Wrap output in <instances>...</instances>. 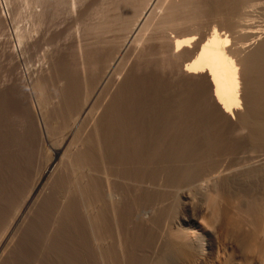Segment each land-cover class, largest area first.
<instances>
[{
  "label": "rangeland",
  "instance_id": "374dc122",
  "mask_svg": "<svg viewBox=\"0 0 264 264\" xmlns=\"http://www.w3.org/2000/svg\"><path fill=\"white\" fill-rule=\"evenodd\" d=\"M28 1H31V0H0V241L3 240L1 251H0V264H100V263L101 264H110V263H112V264H122V263L123 264H134V263L135 264H149L150 263L149 256H151L152 254L154 257L151 256L150 260H152V257H153V260L155 258L153 263L151 261V263L154 264V262H156V259H158V261H157L158 263L160 262V259L156 258V257H159V255H161V253H163V255H161L162 258L165 256L164 254H166V256H168L170 254V256H171V252L168 249H170L171 247L176 248L177 244H178L177 247L179 248V246H180V248H181V249H179L181 251V253H180V251H179V253H177L178 248H176L177 250L175 248H172V249H175L174 250L175 254L171 250L172 256H174V257L179 256V255L183 256L182 255V251H183L182 247L183 246L179 245L181 243H177V241L175 240V236L171 237L172 233H174V231H175L174 228H171V226H170V229L167 228L170 224L172 226L175 225L176 220L174 219V216L176 218L177 214L176 215H173V214L178 212V210L181 211V208H183L182 204L184 203V201H183L184 199L182 198V196H179V194L177 195V193L180 191V189H182L180 186H182L183 188H185V186L187 188L188 187L191 188L190 183L191 184L195 183V185H196V182L199 183V179H201L203 176H204L203 179H205V177L207 179V174H209V172H222V168L224 169L226 166H227L226 169L228 168V170L224 169L225 171H223V172H228L229 170L231 172L233 170H234V172H236L237 170L235 171V169H238L239 170L238 172H243V170H245L244 172H258V171L264 169V162H262V159L264 161V155H263V158L261 156L262 154H264V150H263L264 144H262L264 142V138H263L264 137V132H263L264 130L263 131L261 130L264 128V118H263L264 117L263 116L264 115V113H263L264 112V102L260 101V100H262L261 98H264V87H263L264 82H261V81H264V75L263 76L261 75L264 73V72H262V70H264V65H263V63H264V61H263L264 60V51H262V49L264 50V48H261L262 46H257V45L262 44V40L264 41V34L262 35L263 37H261L260 42L255 41V43H254L255 45L253 44L254 47L256 46L255 52L260 51L259 55H258V52L257 53L253 52L254 47H252L253 49L251 47L247 48V49H245L246 51L242 50L243 54H240V53H242L241 49H240V52L238 51L239 50L238 47L240 48V46H241L240 44L242 43L240 40L243 37L240 35H242L243 32L245 33L244 29H246V28L248 29V27H249V29H251L253 27L252 30H254V29L256 30L257 29L256 26H257L258 30H259V28H261V26H262L261 23L264 24V22H261L262 21L261 19H263V16H264V12L261 13L262 10H264V1L263 0H257L259 2V5H260V7H258L259 6L258 2L256 0H251L250 3H248V4H252L254 1L257 3H256V5L253 3V5L255 7H253V5L252 6L250 5V7H248L249 5L247 4L246 0H245V3H246L245 5H243L244 0H243V2H242V0H239V1H237V0H235V1H233V0L232 1L231 0H221L222 2L220 0H196V1L194 0L195 3L196 2H199V3L194 4V2L192 1L194 6L191 5L190 6L191 11H190V9H188V11H187V14H190V12H193V10H194L193 8H196V14H194V12L191 13L193 16L191 18L193 20L190 19V17L188 18L190 20H185V19H183V17H180L178 15L177 17H179L180 19L179 18H177L178 20L176 19L177 20V21H175L176 24H175V22L172 23V24L176 25L175 27H173V29L169 26L171 24H168L167 20H165L169 26L168 29L165 28L166 30H168V31H166V35L167 34L169 35L167 37L170 38V36H171V38L173 39L174 36L176 37V36H178V33H180V31L178 32V29L182 30V29L187 28L191 34H194V33L196 34V35H194L195 39L197 36L199 37V38L197 37V39L198 40L200 39V41H198L196 39V41H198V44H197L198 46L202 43V40H204V37H205L204 35L207 34L209 36L210 33H212L210 31L211 30L213 31V28L215 29V27H216L215 30L218 32V34L222 33L221 34L222 36H225V34H226V36H225L226 38L228 36L227 40H229V39L231 40L234 37V34L236 35L234 37L235 39L233 38V40H234L233 43H232V40L231 41L229 40L230 43L228 42V44H227V41H226V43L223 42L222 44L223 45H225V44L226 45H229V44L232 45L233 44L234 48L231 47L233 50L229 51V52H231L230 55L227 52L228 55L233 59V57L235 58V54L239 53V56L236 55V58L239 57L241 59L243 57V59H241L239 61L243 62V60H245L243 62V65L245 63H246V66L248 65V63L250 65V66L249 65L247 66L248 69H244V70H246V72L243 71V76L245 75L244 79L247 80V81H245L244 92L246 91L245 92L246 94H244V96L245 95L247 96V94H249V95L247 97L245 96L246 97L245 101L248 105V108H246L247 105H245L246 107L245 108L243 107V109H241L242 112H244V113L246 110V113L241 114V111H240V114H239V115H242V117L240 116L239 118H237L239 115L235 116V118L233 119V122H232V120L230 119L231 117L225 115L222 111L220 112L221 109L219 108L217 103H215V101H212L213 99L211 97L210 89L208 90L209 82H207V78L205 76H204V79H206V80H204L202 78L203 75H197V76H199V77L196 76V78H198V79H196V78H190L189 79L187 77H182L179 75L180 79H178V75H176L177 73H175V70H174L176 67L175 63L169 62L170 64H168L167 63L168 61H166V64H165V62L162 63L163 59L160 60L161 57H159V55H156V53H157L156 48L151 45L152 46L151 49L154 48L156 51H154V49H152L150 51V53L147 52L148 54H146V55L143 54L142 56L137 57V58H140V60L134 56L136 58V60H138L137 62H139V63L136 62V60L133 56L130 57L131 59L129 57H126V59L128 58L127 61L132 60L131 61L132 64L129 63L130 61L127 62L128 66L124 65V63H123V65L125 66L124 69H126V70L123 71V66H122V69L120 72L121 76L117 74L120 70L119 69L117 70L115 76L117 77V75H118L119 78H121V81L119 79V82L118 81L116 83L113 82V84H114L113 89H112L113 84L111 85L112 81L111 82L109 81L107 83V88H105V90H103V92L101 93V95L97 99L98 101L96 102L92 113L88 116H85V118L82 119L79 124H77L76 126H73L72 128L70 127V124H72V123H69V122H71V118L74 116L73 114H75V112L78 111L77 109L83 103L86 96H88L90 94L91 90H93L92 87H94L95 81H97V79L100 76L99 74L101 73L100 68H102V63H104L106 60L105 59L106 55H107V51L105 50L106 47H105V49L103 48L104 46H106L104 44L105 42L103 43L104 46H102L103 45L102 44V38H104V36H106V35H104L101 38L96 37V36L94 38L93 31H91V30H90L91 32L89 31V29H90L89 26H90L91 20L96 19L95 17L93 18L92 12L97 7L95 5L98 4L101 0L95 1L96 2L95 5L93 4L94 0H88V1H86L87 3L84 2V5L82 4L83 5L82 9H80L81 8L80 7L79 10H77L75 12L72 11V14L74 15L73 17L71 15V12L68 11L67 7L65 8V6H64V8H62L61 6H59L57 8L61 7V10L66 9L64 12L67 11L66 12L67 15L64 12H63L64 13L63 14L60 9L56 10V11H58V13L60 11V15H57L58 13L55 15L54 14V13H56V12H54L55 10L54 11L52 10L54 8H52V9L50 8L49 10H51L52 12L50 11V13H48L49 12V10H48L46 12V14H45L46 16H44V18L45 17L47 18V16H49V14H52V15L54 14L55 18L52 15H50L47 19L42 18L41 19L42 21H40V23L41 22H44V23H42L41 25H40V23H36V22L33 23L34 20H29L27 18V12H28L27 10H29V9L26 5H27ZM92 1H93V3H92ZM171 1L172 0H161L162 3L158 1L159 6L157 5V9L155 8V11L157 10L155 16H153L154 14L151 15V17L153 19H155V24L158 25L159 22L156 23V21H160V19H161L160 17L161 16L163 17L164 15H166V13H167L166 10H168L169 5H171V4H169V2H171ZM260 1H262L261 3L263 4V6L261 5ZM172 2L180 3V0L179 1L175 0ZM230 2H232V3H230ZM233 2L237 3V6H236L237 8L234 7L235 4H233ZM241 2L243 3L242 5H243L244 9H245V7H247L246 8L247 9L246 10L247 15L244 12L245 10L243 11V7H241L242 6ZM248 2H249V0H248ZM229 3H230V5L232 4V6L233 5L234 6L233 7L228 6ZM92 4L95 6V8ZM196 5L200 7L199 8L200 12L197 10L198 7ZM239 5H240V7H239ZM166 6H167V9H166ZM256 6H257V9H256ZM84 7L85 8L87 7V8L84 10ZM230 7H232L233 9ZM252 7H253L252 12H249L250 13L249 14L248 11L251 10ZM254 8L256 11L254 10ZM55 9H56V7H55ZM83 10H84V12H83ZM253 10L256 13L260 12L259 17L262 16L260 18V20H259V17H256L254 19L253 16L254 15L258 16V15L252 14V13H254ZM78 11L82 12L83 14L78 12ZM218 11H219V13H218ZM235 11L237 14L239 13L238 14L239 18H241V17H243V18L238 19ZM69 12H70L69 15H71V16L68 15ZM184 12H185V10H184ZM197 12H199V14ZM47 13H48V15H47ZM74 13H76V14H74ZM78 13H80V15ZM182 14H185V13H182ZM242 14H243V16H242ZM76 15L79 17L76 18ZM194 15H195V17L197 15H199V16H197L196 17L197 19H196L194 17ZM249 15L255 21L249 20V17H248ZM56 16H58V17H56ZM157 16H158V20H156ZM244 16L246 18H244ZM226 18L228 19V21L225 20ZM247 18H248V20H247ZM257 18H258V22L260 21V23H259L260 26H259V24L257 25V23H258L256 20ZM153 19H151V20H153ZM234 19L235 20L238 19L239 21L237 20L238 22L237 21L235 22ZM244 19H246L245 21H249V22H246L247 24L245 25V27L247 25H249L250 22L252 24L255 22L256 24L255 23L253 25L251 24L252 27L247 26L245 28V27H243L245 23L242 22ZM179 20H181V21H179ZM224 20H225V22L226 21L228 22V24L225 23L226 26L224 24ZM165 21H162V22L165 23ZM178 21H179V23H178ZM184 21H187V22L184 23ZM263 21H264V19H263ZM232 22L234 24L236 23L237 26H235V25L232 26ZM239 22H241L243 24L242 25L240 23L239 24V26L241 25L240 27L238 26ZM36 24L38 27L34 26ZM152 25H153V23H152ZM189 25H191V26H189ZM227 25H229L231 28L228 27ZM27 26H29V27H27ZM153 26H150V27H153ZM156 26H154V27L156 28ZM161 26L163 28V25H161ZM183 26H185V28ZM254 26H255V28H254ZM33 27H35L34 29H36V30L32 29ZM154 27L151 28L152 31H151V29L150 30L148 29V30L150 32H153V31L155 33L158 32V31H155L156 29ZM157 27H158L157 30H159V32H161L160 30L162 28L159 26H157ZM234 27H237L234 30V32L237 31V33L232 32V34H231V31H233L231 29H234ZM241 28H243L242 30H244V31H242ZM153 29H155V30H153ZM165 29H162V31L165 32ZM176 29H177V31H176ZM187 29L182 30L181 33L185 32L186 34H190L187 31ZM148 30H146V31L148 32ZM261 30H263V28H261ZM191 31L192 32L194 31V32L192 33ZM239 31L240 32L242 31V32L240 35H237L238 33H240ZM18 32L21 34L23 32L24 33L22 34V36L19 37ZM204 32H206V34ZM175 33L177 35H175ZM185 33H182V34H185ZM202 33H204V34H202ZM172 34H174L173 37H172ZM182 34L181 35L179 34L178 37L183 36ZM200 34H202L203 36ZM207 35H206V37H208ZM23 36L24 37L26 36V37L24 38ZM201 36H202V39H201ZM238 36H240L239 39H238ZM79 37L82 40H83V38H87V42H89L90 48L87 47V48H85V50H87V49L91 50V48H92V50L90 51V54L93 52V54H92L93 56L90 55L89 53H87V51H86V53H87L86 55H90V56H86V59L88 57L87 61L90 62V64H88V65H91V66H88L89 67V73L90 72L92 73V75H91V73L87 74V75H88V77L90 76L91 78H87V76L84 78V76L81 74L82 71H80L81 69L79 68V64H77L79 62V59H78L79 55H78L76 45L78 43ZM18 38L20 41L18 40ZM77 38H78V40H76ZM96 38H98V39H96ZM236 38L238 39V43H240V42L241 43L240 44L235 43V44H238L240 46L236 45L238 50L236 49V51L234 52L235 54L231 56L234 49L236 48L234 45ZM100 39H101V41H100ZM97 40L101 45L98 44ZM242 41L244 42V43H242L243 44L242 46H244V44H247L248 42H250L247 40H246L247 42H245V37ZM258 43H260V44H258ZM87 44H86V46H87ZM96 44H98V45L95 46ZM190 45L192 47L193 44H190ZM189 48L190 47H188V49ZM226 48H227V46H226ZM228 48H230V46H228ZM102 49H104V50H102ZM248 49L251 51V52L249 51L251 53V54L249 53V56H250L249 58L247 56L248 53L246 54V52H248ZM257 49H259V50H257ZM148 51H149V49H148ZM152 51H154L153 54H151ZM261 51H262V53H261ZM96 52H97V55H96ZM103 52H105L106 54L105 53L103 54ZM149 55L150 56L153 55V56H151V58H150ZM243 55L247 56V58L249 59L250 62H248L246 60L247 58H245V56H243ZM262 55H263V57L261 58ZM144 56H148V57H146V59H150V60H148V62H146L147 61L146 59L142 60V58H145ZM90 57H94V58L93 59L91 58V60H89ZM251 57H252V59H251ZM253 58H255V59H253ZM260 58H261L262 62L260 61ZM77 59H78V61H77ZM101 59H103V60H101ZM126 59H125V64H126ZM235 59H233L234 62H237L238 60L236 59L237 61H235ZM134 60H135V62H134ZM133 62H134V64H133ZM252 62H256L253 67L258 66L257 68L255 67L256 68L255 70H254V68H252V65H253ZM259 62H260V64L262 63V65H261L262 68H261V66H259ZM92 63H93V65H92ZM171 63L175 67L171 70L170 69L168 70L167 68L172 66ZM94 64L95 65L98 64L97 66H99V65H101V66H99L100 68H97V66L93 67ZM256 64H258V65H256ZM166 65H167V67L165 68V70H163V68ZM168 65H169V67H168ZM162 66H164V67H162ZM90 67H93V69L95 68L94 69L95 72H93V69H91V71H90ZM243 67L247 68L245 66H243ZM96 70H100V71L96 72ZM248 70L250 72H251V70H253V72L249 73ZM169 71L174 72L175 75L172 73L173 75L171 76V73L170 74L168 73ZM253 73H254V75H253ZM38 74H40V75H38ZM94 74H95V76H94ZM122 74H123V76H122ZM247 74H249V75H247ZM250 74L253 75V78H252V75H250ZM37 75H38V77H37ZM173 76H176V79H174L175 77L173 78ZM248 76H250V79L251 78L255 79L254 76H256V79L254 81L251 79L253 82L252 83L250 82L249 85L246 84V83H249V81H251ZM259 78H261L262 80ZM35 80H37V86H36ZM179 80H180V82H179ZM189 80H191V81L189 82ZM149 81H151V82H149ZM194 81H195V83L197 82V84H195ZM30 82H31V85L35 83L34 85L36 87L34 85L30 86ZM254 82H255V85L253 84ZM174 83H175V85H174ZM206 83L208 84L207 86L204 85ZM115 84H117V85H115ZM258 84H259V86H258ZM246 85H247V87H246ZM251 85H252V87L248 88V86H251ZM205 86H206V88H205ZM108 88H109V90H108ZM178 88H179V90H178ZM262 88H263V93H261V96H263V97H259L258 95L260 94L259 92L262 91ZM174 89H176V90H174ZM251 89H253L255 92L253 90H252L253 92H251L250 91ZM256 89H258V90L260 89L259 92L256 91ZM32 90H33V92H32ZM35 90L36 91L39 90V93H38V91L36 92ZM249 91L251 92V95L253 93L252 97H251ZM206 92H208V93H206ZM189 94H190V96H189ZM254 95L255 96L257 95L258 97L257 96L255 97ZM249 96L251 97L250 99H249ZM256 98H258V99H256ZM248 102H250V104ZM251 102L254 103L255 105H253ZM170 105H171V107H170ZM249 105L251 106V108ZM255 106H257L258 108ZM252 107L256 111L255 110L253 111ZM150 108H151V110H150ZM250 112H254L253 116H251L252 113H250ZM255 112H257L258 114ZM172 117H174V118H172ZM257 117L258 118L261 117V118L258 119ZM69 119H70V121H69ZM227 120H229L230 122ZM234 120H237L238 122H236ZM243 120L244 121L246 120L245 125H242V124H244V123H242ZM248 121H250V122L248 123ZM231 123H234V124H231ZM44 124H46V126ZM246 124H247V126H246ZM248 124H250V126H248ZM252 125L256 126V128H255L256 130L254 129V127ZM245 126H246V129H244ZM251 127H253V128H251ZM249 128H250V130H249ZM65 131L66 132L71 131V133L73 134L72 135L73 139H70L69 142L63 141V137L65 135L64 133H66ZM56 148L60 149L59 155L62 156V159L64 161V163L62 164L63 167H60L59 169H57L58 170L57 172L51 174L50 177H48L46 179V181H45L44 185L41 187V189L39 191H37L32 196L31 199L26 201L27 198L30 196V193H31L32 187L34 185V182L36 180V177L39 175V173H41V170H43V168L45 167L47 161L49 160L52 152H54V149H56ZM261 152H262V154H261ZM257 153H258V155H257ZM259 154H261V155H259ZM249 155H254L255 156L254 159H256V160H258L257 158H259L261 156V162H262L261 165L259 164L260 158L257 161V163L259 162L258 165H256L257 163L255 164L256 161L254 159H252V158L250 159V161L251 160L254 161L253 163L250 162L249 159H247L248 157L250 158ZM256 156H259V157L256 158ZM246 160H248L249 162L248 161L246 162ZM69 161H70V163H69ZM244 161H245V163H248V164H245ZM71 162H73V164H71ZM242 164H243V167H245L246 165H250V167L248 168L246 166L243 169L240 166ZM219 165L222 168H219L220 167ZM251 167L254 170L251 169ZM73 168H74V170H73ZM247 168H248V171H247ZM217 169H219V170L221 169V170L219 171ZM231 169H233V170H231ZM105 172H108V173L112 172V174L111 175L108 174V176L109 175L115 176L112 179V181H113V184L111 186L112 190L115 189L114 187L117 186L116 184H119L121 182L123 183V184H120L121 187H119L120 185L118 186L119 187L118 191L116 189L114 192L117 195L115 197L116 202L114 201V199L111 200L109 198V195L107 196V194H108L107 193L108 192L107 191V185L104 182L105 178L103 179V177L105 176V174H104ZM206 172H208V173L206 174ZM263 172H264V170H263ZM200 173H202V174L205 173V174L202 176V174L200 175ZM119 174L121 176L120 178H122L123 180L118 177ZM121 174H123V175H121ZM192 175L193 176L197 175V179H195L196 176L193 178ZM198 175L200 177H198ZM246 175L247 174L243 175L242 176L243 178L240 177V178H242L241 179L242 183L239 182L240 184L237 182L238 181L237 179H239V177L238 178L234 177V179H232L233 182L229 181L228 184L230 186L227 185V183H225V182H221V181L219 182L221 184L219 187H221L223 185L224 186L222 188L218 187V190L221 189L219 191L224 190L227 192L228 189H226V187H228L230 194H232V192L234 193V195H233L234 197L229 195L228 192L225 193L223 191L222 193H223L224 198L223 199H222V197L219 198V199H222L221 208H220L221 201L217 200V202L218 201L220 202V203H217L219 205V208L220 209L223 208V209L217 210V211H223L224 212L223 215H224L225 212H227V214L230 212V211L228 212V210H233V208H236L234 205L238 204V202H239L238 201L239 199L236 200V195H237V198L240 197V195L237 192L238 190H239V193L244 192V190H245V192L247 191L246 195H245V193H242V194H244L245 198H244V196L241 195L244 198V200H243V198H240V199H242L243 204H245L246 203L245 200H247V203L249 202L248 209L251 208L250 207L251 206L250 200L252 197L250 199H248L251 196L250 193L252 191V195H253V194L257 193L256 190L260 191L262 188V186L260 187V185L263 183L264 180L257 181L255 179H252L253 177L250 178L249 176H248V178H250V179L243 180V179L247 178ZM89 176L91 179L89 178ZM115 178H117L116 179L117 181L114 180ZM135 179H136V181H134ZM139 179H140V181H139ZM194 179H195V181H194ZM225 179L226 178H224V180L223 179L222 180L225 181ZM86 180H88V181H86ZM120 180H121V182H120ZM128 180H129V182H128ZM235 180H237V181H235ZM250 180L251 181L253 180L252 181L253 185H252V182ZM90 181H91V184H90ZM125 181H127L126 182L127 185L125 184ZM171 181H173L172 184H171ZM189 181H192V182L187 184ZM200 181H201L200 185L203 183L202 185L205 184V186H206L207 181H205V183H204V180H202V179ZM94 182H96V183H94ZM147 182H149L150 184ZM161 182L165 187L162 186ZM246 182H249V183L246 184ZM88 183H89V186H87ZM198 183H197V185L199 187L200 185ZM231 183L234 185H231ZM256 183L258 185L259 184L260 185L257 186ZM128 184H129V186H128ZM145 184H147V186ZM242 184H244V187ZM254 184L260 189H258L256 187L257 189L255 188L256 189L255 190ZM153 185H155L156 187L153 188ZM157 185L160 186L161 188L157 187ZM167 185H169L170 187H167ZM171 185L173 187H171ZM183 185H185V186H183ZM245 185H247V186H245ZM149 186L150 187L152 186V188H150ZM250 186H252V187H250ZM263 186H264V183H263ZM144 187H145V189H144ZM163 187L165 188L164 191L160 192V190H163L162 189ZM194 187H196V186L193 185L192 188L194 189ZM198 187H197V189H198ZM241 187L244 189L243 191H241L242 190ZM157 188L158 189L160 188V190H156ZM166 188H169V189L166 190ZM190 188L187 189V190H189L188 191L189 194L191 193V191L193 192L196 189L195 188L194 190L193 189L190 190ZM215 188L217 190V187H215ZM231 188H234L235 190H230ZM247 188H249V189L252 188V189H254L255 192L253 190L248 191ZM86 189H89L91 192H89ZM122 189L124 191H122ZM134 189H135V191H134ZM146 189H149V190H146ZM152 189H153V191H152ZM154 189H155V192L157 191L156 193L154 192ZM178 189H179V191H178ZM213 189L214 188L211 189L210 186H209V188L206 187V190L208 191V193H209V190L212 191ZM130 190L132 192H130ZM143 190H145V191L143 192ZM120 191H122V192H120ZM136 191H137V193H136ZM148 191H150L151 193L150 192L148 193ZM165 191H167L166 192L167 194L169 193L167 196V200H164V198H163V197H165V199H166L167 194L164 193ZM88 192L91 194H89ZM195 192H198V190ZM262 192L264 193V189ZM117 193L121 194L122 196L118 195ZM122 193L125 194L124 195L125 197L128 196L127 200H126V198H124V200H123V202L126 201L127 204H125L126 202H124V203L121 202V200L123 198ZM133 193H135V194H133ZM158 193H159V195H160V193H161V195L162 194H164V195L163 196L160 195V198H159ZM211 193L213 195L208 196V198H210V197L212 198L213 196H216L217 194H219V192H218L216 195H214L213 191ZM195 194L196 193L193 192V194L192 195L190 194L191 196L190 195L189 196L192 197L193 199H194L193 196H195L197 198V195H195ZM197 194L199 196L200 193L198 192ZM227 194L229 195V198H225L227 196ZM257 194H259V192ZM92 196L94 197V199ZM119 196L121 199L118 198ZM176 196L178 198L180 197L181 201H183V202H181V201L177 202V200H180L178 198L176 199V202L175 201L173 202V200H175L174 197H176ZM202 196H203V198H202ZM220 196H221V194H220ZM246 196H248L247 199H246ZM104 197H105V199H103ZM107 197L113 202V203L111 202V205L112 204H113V206L116 205L115 206L116 208H114L113 206H110V204H107L109 201V199ZM131 197L133 200L131 199ZM169 197L172 198L173 200L169 199ZM217 197L218 196H216V199H217ZM232 197L235 198L234 201L232 200ZM253 197H254V195H253ZM116 198L120 199V202H118V200ZM134 198H136V199H134ZM192 198H191V200L193 201ZM196 198H195V200L198 201V199H196ZM206 198H207V195L206 196L201 195V197L199 198V201H200V199L202 201L198 202V203H200L198 205V207L200 205H201L200 207H202V206L205 207V205L208 204L207 203L208 198H207V201H206ZM211 198H210V200H211ZM155 199H156V201H155ZM225 199H227V200H225ZM230 199L233 202H230ZM91 200H92V203H90ZM168 200H170L173 203V205H172V203H169L170 201H168ZM203 200L206 201L205 202L206 204L204 203ZM215 200L212 199L211 201L214 202ZM223 200H225L226 202L232 203V205L235 203V201H237V203H235L233 205L234 206L233 207L232 205H229V203L223 202ZM161 201L163 202V204H162V206L160 205V208H159V204L162 203ZM196 201H193L195 203L194 204L195 206H197ZM211 201L209 203H211ZM25 202H27V203H25ZM103 202H104V204L106 203L107 205L106 204L104 205ZM114 202H115V204H114ZM128 202H131L132 205L129 204ZM134 202H135V204H134ZM157 202L158 203L160 202V203L157 204ZM179 202H181L180 205H182V206L178 205ZM88 203H90L92 208H90V205ZM94 203H95V205H94ZM116 203H118L122 206L123 212L121 209L119 211V213L120 212L122 213L121 215H119V213H116V211H117L116 209H118L117 208L118 204H116ZM122 203L125 205V207H126V205H128V206L130 205L131 207L134 206L133 209L137 208V206H138V208H137L138 211H135V209L133 210L130 207H129V209L127 207L125 208ZM144 203H146V204H144ZM202 203L205 205H202ZM212 203H211V207H212ZM224 203H225L226 207H225ZM87 204H88V206H87ZM142 204L145 206L147 205L146 206L147 208L146 207L142 208V207H144ZM154 204H156V207L154 206ZM168 204L170 207L168 206ZM217 204L214 203L213 205L216 206ZM103 205L107 208L105 209V207ZM120 205L118 207H120ZM140 205H142V206H140ZM175 205H176V208H174ZM101 206L104 207L103 211H102V208L100 209ZM151 206H152V208H151L152 210L150 209ZM163 206L167 207L168 211H166V209H164L165 207L162 208ZM179 206H180V208L178 209ZM215 206H213L214 208H212L214 213H216L214 209L215 208L218 209V207H215ZM139 207H140V209H139ZM172 207L174 210L172 209ZM244 207H246V206H244ZM244 207L241 208L242 209L241 212L245 211L244 209H246V208H244ZM89 208L92 210L95 208L94 209L95 212L94 211L92 212V210L87 211ZM110 208L111 209L114 208V210L112 209L113 211H110ZM158 208L159 209L162 208L161 210H165V214L163 211H161V212H163L161 214H164L165 216L161 215L159 213L160 210H158ZM125 209L126 210L128 209L129 211L128 210L126 211ZM207 209H211V208L207 207ZM107 210L110 211V213H108ZM130 210H133V212L132 211L130 212ZM236 210L237 209H234V211H231L229 214L234 215L233 217L236 218L238 216V215L236 216V214L234 213ZM97 211L99 212V214L97 213ZM105 211L107 213V214L105 213L106 215H110V214L112 215L111 212H114L115 214H117V215H115V217L118 215L120 217L123 216L124 212L128 213V214L127 215L124 214L126 216L122 217V219H121V220H123L122 223H120V221H118L117 218H114L113 216L111 217V215H110V217L106 216V217H109L111 219L113 218L112 219L114 222L113 223L112 220L104 217L105 215L101 213V212L104 213ZM144 211H146V212H144ZM150 211L152 213H150ZM155 211H156V213L154 214ZM182 211H184V210L182 209ZM238 211H240V210H238ZM238 211H236L237 214L240 213ZM248 211H250L251 214L253 213L251 211V209ZM89 212L92 215L91 217H90ZM168 212L173 213L172 215L169 213V215H171V218L173 216V219L175 220L174 223H172L173 221H170L171 223L169 224V221L167 219L171 220V218L168 215ZM186 212L187 211H184V213H186ZM195 212H197V209ZM243 212H242V214H243ZM250 212L247 213V210H246L247 214H249ZM131 213H132V215H131ZM142 213H143V215H142ZM144 213H148V214H144ZM182 213L183 212H178V215L182 214ZM187 213H190V212H187ZM246 213H244L246 215V218L243 217L244 214L243 215L240 214L242 216H240V215L239 216L241 217L242 220L244 219L243 221H245V219L247 221L251 220L252 226H251V223L247 224L246 221L243 223V224H245V226H247V225L251 226V228H250V226L247 227V228H250L249 231L245 230V233L247 235L249 233V235H250V233L253 232V230L256 228V224L259 220V216L256 215L254 218L249 219L250 216L248 215L249 216V218H248ZM100 214H102V216H103L102 222L106 223V224L104 223V226H103V223L100 221V220H102L101 219L102 216L100 217ZM159 214H160V217L164 216L165 219L167 218L166 219L167 221L163 218L158 217ZM253 214L251 215L252 217L255 215V214L254 215ZM87 215H89V217L91 219L93 218V220L97 217L96 221L97 222L100 221L102 223V226H103L102 230L106 229L107 231L105 230V232L104 231L97 232L99 229L101 230L102 227L99 228V224H96V221H93L89 218H86V217H88ZM144 215L149 216V219H148V217L146 218ZM156 215H158V216H156ZM217 215H218V220H217V222H218L220 220V216H219L220 214H217ZM134 216H137V217H134ZM166 216H168V217H166ZM198 216H200V217H198ZM221 216H222V214H221ZM228 216L229 215H227V217ZM130 217H132V218H130ZM139 217H140V219L143 220L144 224L142 222H141V224H139L140 223V220L138 219ZM156 217L158 220H155ZM201 217H204L203 214H199V215L197 214V219L199 218L198 220H201L200 219ZM222 217H221V219H222ZM224 217H225V215H224ZM224 217L222 220L224 221V219H225V221L224 222L221 221V222L227 223V220H226L227 217L226 218H224ZM230 217H229V222H228L229 226L227 224V226L229 227V228H227V229H229V230H227L228 236H229V234H232V233H230L231 229H232L233 234L234 235L236 234L235 236H237V238H235V236L230 235L231 239L234 237L235 239L238 240V242H240L239 240H242V239H240L239 237L242 238L243 237L242 235L244 232L242 233V231H241L240 235H239V232H237V233H234V232L240 231V229L242 227L239 226V227H241V228H239L237 225H239L242 220L237 219L238 218L237 217L236 221L238 222V220H239V222H238V224H236L235 218H233L235 223L233 225H231L233 223V220ZM104 218H106V221L104 220ZM126 218H127V222L125 221ZM145 218L148 219L153 224L148 222V220H146ZM150 218H151V220H150ZM159 218L161 219L160 222H159V220H160ZM255 218H257L258 220L255 221L256 224L255 223L253 224ZM87 219H89V221ZM128 219H130V221H131V219H133L131 223H134V225L133 224L131 225V223ZM213 219H216V217ZM84 220L87 221L86 223L89 224V227L93 226L94 228L93 227L86 228L88 225L85 224ZM109 220L111 221V223H113V226L109 222ZM202 220L205 221L203 218H202ZM260 220H261V216H260ZM134 221H136V223ZM145 221L148 222L147 224H148V226L150 225L149 227L145 226V223H146ZM156 221H158V222H156ZM90 222L97 225L98 227L96 226V228H95V225L91 224ZM125 222H126V226H125ZM248 222H250V221H248ZM101 223H100V225H101ZM117 223H120V224L124 223L121 226L122 227L125 226L127 229L125 227H124L125 229L121 228L120 224H117ZM127 223H129V224H127ZM161 223H167L168 226H167V224H165V225L162 224V226H161ZM90 224H91V226H90ZM109 224H111V225L108 226ZM142 224H143V226H141V227H143L144 229L140 228L138 226V225H142ZM105 225H107L108 228L107 227L104 228ZM135 225L138 227L136 228ZM152 225H156V227L152 226ZM230 225L232 226V228H230L231 227ZM117 226H119V228L121 230L120 231L121 234H124V233L126 234L125 236L124 235L122 236L120 234L121 238L123 237V239H124V240L120 239V240L124 241V243H123V241L121 243L123 249H120V250H118V248L121 247V246H118V244H117L118 242L114 243L117 245V246L115 245L116 246L115 247V246H113L114 245L112 243L113 241L111 242V240H110L112 237L111 235L115 236ZM245 226H243V227H245ZM150 227H153V228L155 227V230L152 228H151L152 231L149 230ZM158 227H159V230H156V229H158ZM236 227H238L237 229H239V230H237ZM97 228H99V229H97ZM110 228H111V230L113 229V231H115V232L112 231L113 234L110 233L111 235L106 233L108 231L111 232ZM146 228L148 230H146ZM245 228H243V229H245ZM160 229L162 230L163 233L161 232ZM251 229H252V231H251ZM88 230H89L90 235L86 233ZM90 230H95L97 232L96 235L98 233H100L98 235V237H99L98 238L95 235V232L92 231L93 237L96 236V243L93 245H92V243H93L92 240H94V239L91 240V238H92L91 233L92 232ZM168 230H172V232L170 231L171 235H169V232H168V235L170 237L166 236V238H164V235H162V237L164 239L163 238L161 239V235H160L159 236L160 239H158L159 237H157V235H156V234H158L157 232H159V234L160 233L167 234L166 231H168ZM255 230H254V232H255ZM148 231L152 232V234H150L151 232H149V236H147ZM164 231H165V233H164ZM139 233H140V235H139ZM105 234L108 237H104V236H106ZM127 234L128 235L131 234L132 236L130 235L129 237H127L128 236ZM252 234L254 235V233H252ZM88 235L90 236V238ZM109 235H110V237H109ZM116 235H117V233H116ZM173 235H176V234L174 233ZM247 235H246V237H247ZM249 235L247 237V242H246V240H244L245 237H243L244 242H242L243 241L242 240L240 242L242 244H240L239 247L235 246L236 248L238 247V250L243 252V253H245L246 250L249 251V248L251 246L250 245L252 243L251 237H253V236L250 235L251 237H249ZM126 237H127V239H126ZM149 237H150V239L152 237H153L152 239L157 237V240L158 241L160 240V243L157 240H155L156 242H154L152 239H151L152 242L148 243ZM101 238H103L104 240H106L107 238L108 239L106 241H102L103 242L102 243L101 240H103V239H101ZM114 238H112V240ZM167 238L169 239V241ZM171 238H173L174 240H171ZM88 239H90V240H88ZM144 239H145V241H144ZM116 240H114V242ZM89 241L92 243H89ZM161 241H162V243H161ZM173 241H176L177 244ZM235 241H233V242L235 243ZM105 242H107V245L108 244L110 245V243L112 245H110V246L108 245V246L104 247V245H106V244H104ZM172 242L176 245L171 244ZM135 243H136V245H135ZM154 243L155 244L159 243V245L155 246V245H153ZM169 243H170V245H168ZM101 244H104V245L102 246ZM124 244H125V247H124ZM126 245H128V248H126L127 247ZM90 246H91V248H90ZM93 246L94 247L96 246V247L94 248ZM241 246H243V247H241ZM101 247H102V250L101 249L98 250ZM114 247H115L116 251H113ZM155 247H157V248H155ZM153 248H155V249H153ZM161 248L163 249V251L159 250ZM164 248H166V251ZM91 249H93V250H91ZM111 249H113V250H111ZM240 249H244V250L242 251ZM94 250H95V252H94ZM153 250H156V251H153ZM106 251H109V252H106ZM150 251L151 252L153 251V253L150 254ZM158 251H159V253L155 254V252H158ZM165 252H167V253H165ZM168 252H169V254H168ZM105 253H106V256L103 257L102 254L105 255ZM108 253H110V254L112 253L113 255L116 253L117 258L120 256L119 254L121 253V257H119L117 259L113 255L109 254L110 255L109 256ZM137 253H139V255ZM116 254H115V256H116ZM122 254L123 255L128 254L129 259L127 258V255H125L123 258ZM132 254H134V255H132ZM176 254H178V255H176ZM98 255H99V258L97 257ZM135 255H137V256H135ZM134 256L137 258H135ZM166 256L164 258H166ZM170 256H168V257H170ZM172 256H171V258H172ZM113 258L115 261H113ZM125 258L128 261H130L131 258H132V260L134 259V263L131 261H130L131 263L128 262ZM179 259L182 260L183 257H180ZM179 259H178V261H180ZM118 260H120V261L123 260V262L122 261L120 262ZM163 260L161 259V263L163 262L164 264H169V263L176 264V262H174V260L176 261L177 258L176 259L173 258L172 260L167 258L168 263L165 262L166 259H163ZM169 260H171V261L169 262ZM125 261H127V263Z\"/></svg>",
  "mask_w": 264,
  "mask_h": 264
},
{
  "label": "bare ground",
  "instance_id": "6f19581e",
  "mask_svg": "<svg viewBox=\"0 0 264 264\" xmlns=\"http://www.w3.org/2000/svg\"><path fill=\"white\" fill-rule=\"evenodd\" d=\"M86 1H88V0H31V1H28L27 2V7H28V9L29 10H27L28 12H27V18L29 19V20H34V22L33 23H40V21H42L41 19L43 18V19H45L44 18V16H46L45 14H46V12L51 8H54V9H52L54 12H56V13H54L55 15L58 13V11H56V10H61V7L62 8H64V6H65V8L67 7V9H68V11H70L71 12V15H72V17L74 16L73 14H72V11L73 12H75V11H77V10H79V8L80 9H82V6L84 5V2L85 3H87ZM95 1H97V0H94V3H93V1H92V3L95 5ZM99 1V0H98ZM158 1L159 2H161V0H101L98 4H96L95 6H97L96 8H95V6H94V10H93V18L95 17L96 19H93V20H91V23H90V29H89V31L91 30V31H93V36H94V38H95V36L96 37H99V38H101V37H103L104 35H106V36H104V38H102V44L104 43L106 46H104V44L102 45V46H104L103 48L105 49V47H106V51H107V55H106V60H105V62L104 63H102V68H100L99 66H101V65H99V66H97V65H95L94 64V66L93 67H95V66H97V68H100L101 69V73L98 75L99 76V78L97 79V81H95V83H94V87H92L93 88V90H91V92H90V94L88 95V96H86V98H85V100L83 101V103L79 106V108L77 109L78 111L77 112H75V114H73L74 116L71 118V122H69V123H72V124H70V127L72 128L73 126H76L77 124H79L80 122H81V120L82 119H84L85 118V116H88V115H90L91 113H92V111H93V109H94V107H95V104H96V102L98 101L97 99L99 98V96L101 95V93L103 92V90H105V88H107V83L110 81H112V83H111V85L113 84V82H119V79H120V81H121V78H119V76L118 75H120L121 76V69H122V66H123V71L124 70H126V69H124V65H127V62H129V61H127L128 60V58L126 59V57H139V56H142L143 54H148L147 52H149L150 53V51L152 50V49H154V48H152L151 49V47L152 46H154L155 48H156V50H157V53H156V55H159V57H161L160 58V60H162V63H164L165 62V64H166V61H168L167 63L168 64H170L169 62H174L175 63V66L171 63V65L173 66H171V67H169V65H168V67L169 68H167L168 70L170 69H173L174 67H175V73H177L176 75H178V79H180L179 78V75L180 76H182V77H187V78H196V76L197 75H203L202 76V78L204 79V76L207 78V82H209V88H208V90L210 89V93H211V97H212V101H215V103H217V105L219 106V108L221 109L220 110V112L222 111L225 115H227V116H229V117H231L230 119L232 120V122H233V119L235 118V116H238L239 114H240V111H241V114L242 113H244V112H242V110L241 109H243V107L245 108L246 106L245 105H247V103H246V101H245V99H246V97L249 95V94H247V96L245 97L244 96V94H246L245 92H244V88H245V81H247V80H245L244 79V77H245V75L243 76V71L244 72H246V70H244V69H248V65H249V63L248 62H250L249 61V53L251 52L249 49H248V52H246V54L248 53V58H247V56H245V55H243V56H245V58H247L246 60L248 61L247 63H248V65L246 66V63L243 65V62L245 61V60H243V62L242 61H239V60H241V59H243V57L240 59L239 57H237L236 58V55H238L239 56V53L238 54H235L234 52L236 51V49H237V46H240V48L238 47V51L240 52V49H241V51L242 50H245V49H247V48H252V47H254V43H255V41H261V37H263L262 35L264 34V24L263 23H261L262 24V26H261V28H263V30H261V28H259V30H258V27L256 26V30L254 29V30H252V26H251V22H250V24L249 25H247V26H251L252 28L251 29H249V27H248V29L245 27V25L247 24L246 22H249V21H245L246 19H244L242 22L243 23H245L244 24V26L243 27H245L246 29H244L245 30V33L243 32V34L242 35H240L241 34V32L242 31H244V30H242L243 28H241V32L240 33H238L237 35H240V36H243L242 38H241V42L242 43H244L242 40L244 39V37H245V42H247V41H250V42H248L247 44H244V46H242L243 44L241 43H238V39H239V37L240 36H238V39L236 38V40H235V42H234V45H235V49H234V51H233V53L231 54V56L232 55H234L235 54V58L238 60H236L234 57H233V59H235V61H237V62H234V60L229 56L230 55V53L231 52H229L230 50H233L231 47H233V44L232 45H223L222 43L223 42H225L226 43V41H227V44H228V42H229V40H227L228 39V36H227V38L225 37L226 36V34H225V36H222L221 34L222 33H219L218 34V32L215 30L216 29V27H215V29L213 28V31L211 30L210 32H212V33H210V35L208 36L207 34H206V32H204L208 37H206V35H204L205 37H204V40H202V43L198 46L197 44H198V41H200V39L198 40L197 39V37H196V39L198 40V41H196V39H195V36L194 35H196L195 33L194 34H191L189 31H188V29L187 28H185V26H183L185 29H182V30H186L187 29V31L190 33V34H186L185 32H182V33H185V34H182L181 33V31L182 30H179L178 29V32L180 31V33H178V36H179V34L181 35H183V36H180V37H178V36H174V38L172 39L171 38V36H170V38L169 37H167V36H169L168 34L166 35V31H168V30H166V29H168L169 28V26L173 29V27H175L176 25H174V24H172V23H174L175 21H177L178 19L177 18H179V17H177L178 15L180 16V17H183V19H185V20H190V19H192L191 17H193L192 16V14L191 13H193L194 12V14H196V8H193L192 10H193V12H190L191 11V5H193V2H194V0H180V3H175V2H172V1H175V0H172L171 2H169V4H171V5H169V7H168V10H166V15H164L163 17L161 16L160 18L162 19H160V21L162 22V21H165V20H167V23L168 24H171V25H169L168 26V24L166 23V21H165V23L167 24H165L164 22H160V21H156V23L157 22H159L158 23V25L157 24H155V19H153L152 17H151V15H153V16H155V14H156V11H155V8L157 9V5L159 6V4H158ZM179 1V0H178ZM193 1V2H192ZM196 1V0H195ZM221 1V0H220ZM232 1V0H231ZM233 1H235V0H233ZM237 1H239V0H237ZM250 1L251 0H249V2H248V0H246V2H247V4L248 3H250ZM257 1V0H256ZM264 1V0H263ZM203 2V1H202ZM222 2V1H221ZM242 2H243V0H242ZM241 2V5L243 4V5H245L246 3H245V0H244V2L242 3ZM258 2V1H257ZM257 2H253L255 5H256V3ZM262 1H260V3H261ZM6 3V2H5ZM162 3V2H161ZM160 3V4H161ZM197 3H199V2H194V4H197ZM230 3H232V2H230ZM230 3H229V5L228 6H232V4L230 5ZM239 3V2H238ZM252 3V2H251ZM253 3L252 4H248L247 6L248 7H250V5L252 6L253 5ZM83 4V5H82ZM91 4V3H90ZM201 4V3H200ZM233 4H235V6L234 7H236L237 6V3L235 2H233ZM91 5V6H92ZM163 5V4H162ZM199 5V4H198ZM227 5V4H226ZM243 5L241 6V7H243ZM258 5H259V2H258ZM261 5L263 6V4L261 3ZM59 6H61L60 8H57V7H59ZM88 6V5H87ZM168 6V5H167ZM167 6H166V9H167ZM194 6V5H193ZM197 6V5H196ZM195 6V7H196ZM221 6V5H220ZM232 6V7H233ZM55 7H56V9H55ZM198 7V11L200 10L199 8V6H197ZM232 7H230V8H232ZM239 7H240V5H239ZM253 7H255L254 5H253ZM253 7L251 8V10H249L248 11V13L249 12H252V9H253ZM258 7H260V5L258 6ZM87 8V7H86ZM85 7H84V10L86 9ZM159 8V7H158ZM228 8V7H227ZM229 8V9H230ZM237 8V7H236ZM247 7H245V9H244V7H243V11L246 13L247 11V9H246ZM188 9H190V14H187V11H188ZM220 9V8H219ZM233 9V8H232ZM242 9V8H241ZM240 9V10H241ZM256 9H257V6H256ZM66 9H62L61 10V12L63 13L64 11H65ZM84 10H83V12H84ZM184 10H185V12H184ZM225 10V9H224ZM238 10V9H237ZM254 10H255V8H254ZM254 10H253V12H254ZM261 10V9H260ZM259 10V11H260ZM50 11L51 10H49V12L48 13H50ZM82 11V10H81ZM203 11V10H202ZM229 11V10H228ZM256 11V10H255ZM258 11V10H257ZM52 12V11H51ZM67 12V11H66ZM66 12H64V13H66ZM70 12L68 13V15L70 14ZM78 12H80V11H78ZM155 12V13H154ZM200 12V11H199ZM199 12H197L198 14H199ZM240 12V11H239ZM264 12V10H262V12L261 13H263ZM48 13H47V15H48ZM61 13V14H62ZM63 13V14H64ZM77 13V12H76ZM76 13H74V14H76ZM80 13H82V12H80ZM80 13H78L79 15H80ZM182 13H185V14H182ZM218 13H219V11H218ZM235 13H236V11H235ZM242 13V12H241ZM260 13V12H259ZM259 13H256V12H254V13H252V14H257L258 16H256V15H254L253 17H254V19L256 18V17H259ZM52 15V14H49V16L50 15H52L53 17L55 16V15ZM83 14V13H82ZM237 14V13H236ZM239 14V13H238ZM238 14H237V17H238V19H242L243 17H241V18H239V16H238ZM250 14V13H249ZM57 15H60V11H59V13L57 14ZM66 15H67V13H66ZM71 15H69V16H71ZM204 15V14H203ZM230 15V14H229ZM245 15V14H244ZM246 15H247V13H246ZM245 15V16H246ZM263 15V14H262ZM49 16H47V18L49 17ZM159 16V15H158ZM158 16L156 17L157 19L156 20H158ZM197 16H199V15H197ZM196 16V17H197ZM228 16V15H227ZM241 16V15H240ZM242 16H243V14H242ZM244 16V18H246ZM261 16V15H260ZM56 17H58V16H56ZM60 17V16H59ZM77 17H79V16H77L76 15V18ZM190 17V19H188ZM194 17H195V15H194ZM195 17V18H196ZM236 17V18H237ZM249 17V20H254L253 18H251L250 17V15L248 16ZM262 17V16H261ZM261 17H259V20H260V18ZM46 18V19H47ZM55 18V17H54ZM75 18V19H76ZM84 18V17H83ZM86 18V17H85ZM153 19V20H151V19ZM199 18V17H198ZM228 18V17H227ZM225 19V20H227L228 21V19ZM251 18V19H250ZM50 19V18H49ZM52 19V18H51ZM80 19V18H79ZM177 19V20H176ZM180 19V18H179ZM182 19V20H183ZM197 19V18H196ZM231 19V18H230ZM238 19H234L235 20V22L238 20ZM263 19H264V16H263ZM263 19H261L262 21L261 22H264L263 21ZM151 20V21H150ZM193 20V19H192ZM191 20V21H192ZM225 20H224V24L225 23H227L228 24V22L226 21L225 22ZM233 20V21H234ZM247 20H248V18H247ZM257 20V22H258V18L256 19ZM55 21V20H54ZM86 21V20H85ZM179 21H181V20H179ZM179 21H178V23H179ZM190 21V22H191ZM195 21V20H194ZM198 21V20H197ZM239 21V20H238ZM237 21V22H238ZM255 21V20H254ZM30 22V21H29ZM73 22V21H72ZM185 22H187V21H184V23ZM199 22V21H198ZM42 23H44V22H41L40 23V25L42 24ZM152 23H153V25L154 26H159V27H161L162 28V26L161 25H163V28L162 29H165V32L164 31H162V29L160 30L161 32H159V30H157V26H156V28L152 25ZM161 23V24H160ZM183 23V22H182ZM181 23V24H182ZM241 22H239L238 23V26H239V24H240ZM255 23V22H254ZM253 23V24H254ZM260 23V21L257 23V25ZM60 24V23H59ZM85 24V23H84ZM175 24H176V22H175ZM187 24V23H186ZM222 24V23H221ZM242 24V23H241ZM252 24V25H253ZM256 24V23H255ZM173 25V26H172ZM233 25H235V26H237L236 25V23L234 24L233 22H232V26ZM243 25V24H242ZM33 26V25H32ZM35 27L37 26V24L36 25H34ZM53 26V25H52ZM150 26H153L155 29H153V30H155V31H158V32H150L149 30L151 29V28H153V27H150ZM165 26V27H164ZM167 26V27H166ZM179 26V25H178ZM189 26H191V25H189ZM219 26V25H218ZM225 26H226V24H225ZM228 27H230L229 25H227ZM241 26V25H240ZM239 26V27H240ZM259 26H260V24H259ZM27 27H29V26H27ZM35 27H33L32 29H34ZM38 27V26H37ZM213 27V26H212ZM238 27V28H239ZM15 28V27H14ZM199 28V27H198ZM231 28V27H230ZM233 28V27H232ZM235 28H237V27H234V29H231V30H233V31H231V34H232V32L233 33H237V31H235L234 32V30H235ZM254 28H255V26H254ZM149 29V30H148ZM160 29V28H159ZM181 29V28H180ZM218 29V28H217ZM23 30V29H22ZM21 30V31H22ZM34 30H36V29H34ZM146 30H148V32L146 31ZM220 30V29H219ZM240 30V29H239ZM90 31V32H91ZM151 31H152V29H151ZM174 31V30H173ZM176 31H177V29H176ZM222 31V30H221ZM15 32V31H14ZM39 32V31H38ZM37 32V33H38ZM147 32V33H146ZM175 32V31H174ZM192 32V31H191ZM194 32V31H193ZM192 32V33H193ZM223 32V31H222ZM229 32V31H228ZM19 33V32H18ZM24 33V32H23ZM22 33V34H23ZM27 33V32H26ZM31 33V32H30ZM53 33V32H52ZM204 33H202V34H204ZM208 33V32H207ZM22 34L21 33H19V37L20 36H22ZM29 34V33H28ZM95 34V35H94ZM202 34H200V35H202ZM173 35L174 34H172V37H173ZM175 35H177L176 33H175ZM224 35V34H223ZM28 36V35H27ZM80 36V35H79ZM203 36V35H202ZM202 36H201V39H202ZM222 36V37H221ZM232 36V35H231ZM236 35L234 34V37H235ZM18 37V36H17ZM24 37V36H23ZM26 37V36H25ZM24 37V38H25ZM32 37V36H31ZM233 37V36H232ZM233 37V38H234ZM199 38V37H198ZM233 38L231 39L232 40V43H233ZM28 39V38H27ZM96 39H98V38H96ZM235 39V38H234ZM18 40H19V38H18ZM74 40V39H73ZM76 40H78V38L76 39ZM230 40V41H231ZM247 40V41H246ZM20 41V40H19ZM100 41H101V39H100ZM42 42V41H41ZM97 42H98V40H97ZM88 43V44H87ZM153 43V44H152ZM230 43V42H229ZM235 43H238V44H240V45H238V44H235ZM86 44H87V46H86ZM98 44L99 45H101L99 42H98ZM98 44H96L95 46H97ZM190 44H193L192 45V47H191V45ZM254 44V45H253ZM258 44H260V43H258ZM152 45V46H151ZM237 45V46H236ZM77 51H78V55H79V62L77 63V64H79V68L81 69H79L80 71H82V75L84 76V78L87 76V78H91L90 76L88 77V75L87 74H90L89 73V67L88 66H91V65H88V64H90V62L89 61H87V59H88V57H87V59H86V56H90V55H92L93 54V52L90 54V51L92 50V48H91V50L89 49H87V50H85V48H90V46H89V42H87V38H83V40L82 39H80V37H79V40H78V43H77ZM94 46V45H93ZM101 46V47H102ZM226 46H227V48H226ZM228 46H230V48H228ZM257 46H262L261 48H264V41L262 40V44L261 45H257ZM100 47V46H99ZM188 47H190L189 49H188ZM256 47V46H255ZM255 47H254V53H257V52H255L256 51V49H255ZM234 48V47H233ZM260 48V47H259ZM260 48V49H261ZM104 49H102V50H104ZM148 49H149V51H148ZM253 49V48H252ZM155 49H154V51H156ZM257 50H259V49H257ZM86 51H87V53H89L90 55H86L87 53H86ZM154 51H152V53L151 54H153V52ZM237 51V52H238ZM246 51V50H245ZM250 51V52H249ZM262 51H264L263 49H262ZM262 51H261V53H262ZM99 52V51H98ZM229 53V55H228V53ZM260 52V51H259ZM259 52H258V55H259ZM95 53V52H94ZM105 52H103V54H104ZM52 54V53H51ZM100 54V53H99ZM106 54V53H105ZM240 54H243V51H242V53H240ZM251 54V53H250ZM96 55H97V52H96ZM95 55V56H96ZM253 55V54H252ZM251 55V56H252ZM93 56V55H92ZM103 56V55H102ZM150 56V55H149ZM151 56H153V55H151ZM151 56H150V58H151ZM242 56V55H241ZM240 56V57H241ZM256 56V55H255ZM254 56V57H255ZM134 57V58H135ZM145 58H142V60H145L146 59V57H148V56H144ZM263 57V55L261 56V58ZM91 58L93 59L94 57H90L89 58V60H91ZM136 58H135V60H136ZM258 58V57H257ZM261 58H260V61H261ZM78 59H77V61H78ZM125 59H126V64H125ZM131 59V58H130ZM137 59H139L140 60V58H137ZM165 59V60H164ZM251 59H252V57H251ZM253 59H255V58H253ZM101 60H103V59H101ZM135 60H134V62H135ZM141 60V61H142ZM147 61L146 62H148V60H150V59H146ZM258 60V59H257ZM54 61V60H53ZM132 61V60H131ZM131 61L129 62L130 64H132L131 63ZM138 60H136V62H137ZM256 61V60H255ZM264 61V60H263ZM92 62V61H91ZM134 62H133V64H134ZM262 62V61H261ZM123 63H124V65H123ZM137 63H139V62H137ZM253 63V65H252V68H254V70L258 67H253L254 66V64L256 63V62H252ZM258 63V62H257ZM67 64V63H66ZM142 64V63H141ZM161 64V63H160ZM92 65H93V63H92ZM164 65V64H163ZM256 65H258V64H256ZM262 65V63L260 64V62H259V66H261ZM263 65H264V63H263ZM128 66V65H127ZM243 66H245V67H247V68H244ZM250 66V65H249ZM78 67V66H77ZM93 67H90V71H91V69H93ZM140 67V66H139ZM146 67V66H145ZM161 67V66H160ZM162 67H164V66H162ZM167 67V65L163 68V70H165V68ZM127 68V67H126ZM250 68V67H249ZM261 68H262V66H261ZM260 68V69H261ZM95 69V68H94ZM93 69V72H95V70ZM120 70L117 74V77L115 76L116 75V72H117V70ZM133 69V68H132ZM139 69V68H138ZM161 69V68H160ZM259 69V70H260ZM130 70V69H129ZM97 71H100V70H96V72ZM173 71V70H172ZM42 72V71H41ZM50 72V71H49ZM126 72V71H125ZM155 72V71H154ZM167 72V71H166ZM165 72V73H166ZM248 72L249 73H252L253 72V70H251V72L248 70ZM262 72H264V70H262ZM36 73V72H35ZM120 73V74H119ZM152 73V72H151ZM161 73V72H160ZM169 74L171 73V76L174 74V72H168ZM173 73V74H172ZM261 73V72H260ZM245 74V73H244ZM257 74V73H256ZM255 74V75H256ZM38 75H40V74H38ZM38 75H37V77H38ZM91 75H92V73H91ZM97 75V74H96ZM125 75V74H124ZM164 75V74H163ZM168 75V74H167ZM175 75V74H174ZM247 75H249V74H247ZM250 75H252V74H250ZM253 75H254V73H253ZM253 75H252V78H253ZM262 76L264 75V73L263 74H261ZM76 76V75H75ZM94 76H95V74H94ZM122 76H123V74H122ZM170 76V75H169ZM260 76V75H259ZM71 77V76H70ZM97 77V76H96ZM95 77V78H96ZM127 77V76H126ZM175 77V78H174ZM181 77V78H182ZM197 77H199V76H197ZM249 77V79H250V76H248ZM255 77V79H256V76H254ZM83 78V79H84ZM86 78V79H87ZM159 78V77H158ZM173 78L174 79H176V76H173ZM251 78V79H252ZM35 79V78H34ZM75 79V78H74ZM135 79V78H134ZM196 79H198V78H196ZM202 79V80H203ZM250 79V80H251ZM255 79H252L253 81L255 80ZM259 79H261V78H259ZM93 80V79H92ZM96 80V79H95ZM182 80V79H181ZM194 80V79H193ZM204 80H206V79H204ZM249 81V83H246L247 85H249L250 84V82L252 83L253 81ZM262 80V79H261ZM33 81V80H32ZM36 81V86H37V80H35ZM34 81V82H35ZM89 81V80H88ZM171 81V80H170ZM185 81V80H184ZM191 80H189V82H190ZM33 82V83H34ZM83 82V81H82ZM87 82V81H86ZM149 82H151V81H149ZM179 82H180V80H179ZM188 82V81H187ZM261 82H264V81H261ZM41 83V82H40ZM73 83V82H72ZM91 83V82H90ZM137 83V82H136ZM194 83H195V81H194ZM199 83V82H198ZM202 83V82H201ZM35 84V83H34ZM34 84H32L31 85V82H30V86H33ZM39 84V83H38ZM195 84H197V82L195 83ZM194 84V85H195ZM254 85H255V82L253 83ZM252 84V85H253ZM43 85V84H42ZM110 85V86H111ZM115 85H117V84H115ZM174 85H175V83H174ZM187 85V84H186ZM193 85V84H192ZM204 85H208L207 83L206 84H204ZM247 85H246V87H247ZM252 85L251 86H248V88L250 87H252ZM35 86V85H34ZM35 86V87H36ZM41 86V85H40ZM113 87H112V89L114 88V84L112 85ZM170 86V85H169ZM168 86V87H169ZM206 86H205V88H206ZM258 86H259V84H258ZM39 87V86H38ZM43 87V86H42ZM78 87V86H77ZM119 87V86H118ZM124 87V86H123ZM143 87V86H142ZM193 87V86H192ZM264 87V86H263ZM32 88V87H31ZM255 88V87H254ZM253 88V89H254ZM258 88V87H257ZM38 89V88H37ZM65 89V88H64ZM111 89V88H110ZM128 89V88H127ZM191 89V88H190ZM253 89H251L250 91L251 92H253L254 90ZM261 89V88H260ZM259 89V90H260ZM40 90V89H39ZM39 90H37L38 91V93H39ZM108 90H109V88H108ZM162 90V89H161ZM174 90H176V89H174ZM173 90V91H174ZM178 90H179V88H178ZM246 90V89H245ZM248 90V89H247ZM253 90V91H252ZM259 90L258 89H256V91H258L259 92ZM36 91V90H35ZM36 91V92H37ZM67 91V90H66ZM249 91V93H250V95H251V92ZM32 92H33V90H32ZM110 92V91H109ZM190 92V91H189ZM255 92V91H254ZM41 93V92H40ZM181 93V92H180ZM206 93H208V92H206ZM260 94L258 95L259 97H263V96H261V93H263V88H262V91L261 92H259ZM108 94V93H107ZM166 94V93H165ZM171 94V93H170ZM179 94V93H178ZM162 95V94H161ZM187 95V94H186ZM209 95V94H208ZM252 95H253V93H252ZM252 95H251V97H252ZM263 95V94H262ZM189 96H190V94H189ZM207 96V95H206ZM255 96V95H254ZM257 96V95H256ZM255 96V97H256ZM257 96V97H258ZM37 97V96H36ZM250 96H249V99L251 98ZM180 98V97H179ZM189 98V97H188ZM38 99V98H37ZM248 99V98H247ZM255 99V98H254ZM256 99H258V98H256ZM262 100H260V101H262V102H264V98H261ZM258 101V100H257ZM158 102V101H157ZM186 102V101H185ZM78 103V102H77ZM99 103V102H98ZM187 103V102H186ZM249 104H250V102H248ZM252 103V102H251ZM256 103V102H255ZM261 103V102H260ZM259 103V104H260ZM100 104V103H99ZM102 104V103H101ZM253 105H255L254 103H252ZM258 104V103H257ZM263 104V103H262ZM76 105V104H75ZM79 105V104H78ZM206 105V104H205ZM101 106V105H100ZM216 106V105H215ZM250 106V105H249ZM261 106V105H260ZM263 106V105H262ZM170 107H171V105H170ZM194 107V106H193ZM210 107V106H209ZM255 107H257V106H255ZM105 108V107H104ZM103 108V109H104ZM215 108V107H214ZM246 108H248V105H247V107ZM250 108H251V106H250ZM258 108V107H257ZM154 109V108H153ZM150 110H151V108H150ZM252 110L254 111L255 109H253V107H252ZM258 110V109H257ZM206 111V110H205ZM256 111V110H255ZM259 111V110H258ZM159 113V112H158ZM245 113H246V110H245ZM244 113V114H245ZM250 113H252V115L251 116H253V113L254 112H250ZM255 113H257V112H255ZM264 113V112H263ZM243 114V115H244ZM258 114V113H257ZM262 114V113H261ZM255 115V114H254ZM260 115V114H259ZM242 117V115H239L237 118H239V117ZM249 116V115H248ZM264 116V115H263ZM262 117V116H261ZM260 117V118H261ZM172 118H174V117H172ZM236 118V119H237ZM252 118V117H251ZM254 118V117H253ZM258 118V117H257ZM260 118H258V119H260ZM264 118V117H263ZM227 119V118H226ZM229 119V120H230ZM248 119V118H247ZM257 119V120H258ZM229 120H227V121H229ZM238 120V119H237ZM237 120H234V121H236V122H238ZM252 120V119H251ZM263 120V119H262ZM69 121H70V119H69ZM246 121V120H245ZM245 121L243 120L242 121V123H244V124H242V125H245ZM168 122V121H167ZM216 122V121H215ZM230 122V121H229ZM235 122V123H236ZM250 121H248V123H249ZM260 122V121H259ZM262 122V121H261ZM228 123V122H227ZM231 124H234V123H231ZM263 124V123H262ZM45 126H46V124H44ZM69 125V124H68ZM156 126V125H155ZM159 126V125H158ZM241 126V125H240ZM246 126H247V124H246ZM246 126H245V128L244 129H246ZM248 126H250V124H248ZM253 126V125H252ZM69 127V128H70ZM239 127V126H238ZM254 127V129L256 128V126H253ZM253 127H251V128H253ZM243 128V127H242ZM207 130V129H206ZM249 130H250V128H249ZM253 130V129H252ZM256 130V129H255ZM260 130V129H259ZM258 130V131H259ZM262 131L264 130V128L263 129H261ZM208 131V130H207ZM66 132V131H65ZM249 132V131H248ZM251 132V131H250ZM257 132V131H256ZM264 132V131H263ZM254 133V132H253ZM65 135H64V137H63V141H67V142H69L70 141V139H73V137H72V133H71V131L70 132H66V133H64ZM213 134V133H212ZM251 134V133H250ZM249 134V135H250ZM262 134V133H261ZM245 136V135H244ZM257 136V135H256ZM255 137V136H254ZM260 137V136H259ZM257 138V137H256ZM262 138V137H261ZM264 138V137H263ZM84 141V140H83ZM263 142V141H262ZM87 144V143H86ZM262 144H264V142L262 143ZM264 150V149H263ZM253 151V150H252ZM59 153H60V149L59 148H56V149H54V152H52V154H51V156H50V158H49V160L47 161V163H46V165H45V167L43 168V170H41V173H39V175L36 177V180H35V182H34V185H33V187H32V190H31V193H30V196L27 198V200L26 201H28L29 199H31L32 198V196L37 192V191H39L40 189H41V187L44 185V183H45V181H46V179L48 178V177H50V175L51 174H53V173H55V172H57L58 170L57 169H59L60 167H63V163H64V161H63V159H62V156L61 155H59ZM219 153V152H218ZM252 153V152H251ZM261 154H262V152H261ZM261 154H259V155H261ZM257 155H258V153H257ZM263 155L264 154H262L261 156H262V158H263ZM122 156V155H121ZM250 156V158L248 157L247 159H249V161H250V159L252 158V159H254L255 158V156L254 155H249ZM253 156V157H252ZM261 156L259 157V156H256V158L257 157H259L260 158V165H261V163L262 162H264L263 161V159H262V162H261ZM125 158V157H124ZM259 158H257L258 160H259ZM121 159V158H120ZM226 159V158H225ZM256 162H255V164L257 163V161L258 160H256V159H254ZM71 161V160H70ZM70 161H69V163H70ZM121 161V160H120ZM139 161V160H138ZM248 160H246V162H247ZM248 161V162H249ZM250 162H254L253 160H251ZM125 163V162H124ZM244 163H245V161H244ZM258 163L256 164V165H258ZM71 164H73V162H71ZM70 164V165H71ZM245 164H248V163H245ZM254 165V164H253ZM252 165V166H253ZM122 166V165H121ZM220 166V165H219ZM241 166V168H245L246 166L249 168L250 167V165H246L245 167H243V164L242 165H240ZM255 166V165H254ZM73 167V166H72ZM227 167V166H226ZM226 167L224 168L225 170H228V168L226 169ZM260 167V166H259ZM258 167V168H259ZM215 168V167H214ZM217 168V167H216ZM219 168H222L221 166L219 167ZM248 168H247V171H248ZM255 168V167H254ZM72 169V168H71ZM223 168H222V172H209V174H207L208 172H206V174H207V179H206V177H205V179H203V175L205 174H202V173H200V175L202 174V180H204V183H205V181H207V184H206V186H205V184L204 185H200V180L201 179H199V183L198 182H196V185H195V183H192L194 186H196V187H194V189L196 188L197 189V187H198V185H197V183L200 185L199 187H198V192L201 194V195H207V198H208V196H210V195H213L211 192L213 191V193H214V195H216L218 192H219V194H217L216 196H218L217 197V199H216V196H213L212 198H211V200L213 199V200H215L214 202L213 201H211L210 200V198H208V204L210 205H208V204H206L205 202L207 201V198H206V201H204V203L206 204H203L202 203V205H205V207L204 206H202V207H198V205L200 204V203H198V202H200V201H202L201 199L203 198V196H202V198L200 199V201H199V198L201 197V195L199 194V196H198V192H195V191H197L196 189H195V191H193L194 193H196L195 195H197V198L195 197V196H193L194 197V199L192 198V197H190L192 194H193V192L191 191V195L189 194V190H187L188 188H190V187H186L185 185H183V186H185V188H183L182 186H180L182 189H180V191H179V189H178V191L180 192H178L177 190V195L179 194V196H182V198L184 199L183 201H184V203L182 204V205H180V203L181 202H183V201H181V198L179 197H174L175 198V200H173L172 198H170L169 197V199H172L173 200V202L175 201L176 202V199L178 198V199H180V200H177V202L178 201H181V202H179L178 203V205H180V206H182L183 208H181V211H179L178 209L180 208V206L178 207V212H183L182 214H179L178 215V212H176L175 214H173V213H171V212H168V215H169V213L172 215H176V218H175V216H174V219L176 220V223H175V225H171L170 223V221H173L172 223H174L175 222V220L173 219V216H172V218H171V215H169L170 216V218H171V220H169V219H167L168 221H169V226H168V224L167 223H161V226H162V224L163 225H165V224H167V228H169L170 229V226H171V228H174V233L176 234V235H173L174 233H172V236L171 237H174L175 236V240L177 241V243H181V244H179V245H182L183 247H182V249H183V251H182V255L183 256H181V255H179L180 257H183V259L182 260H180L179 258V256H176V257H174V256H172V251L174 252V250L176 249V248H178L177 246H178V244L176 243V241H173V242H175L176 244H177V246H176V248L175 247H171L170 249H168V250H170V252H171V256H172V258H171V256H170V254H169V252H168V256H170V257H168V256H166V254H164L165 256H166V258H162V256L161 255H163V253H161V255H159V257H156V258H159L160 259V262L158 263L157 261H158V259H156V262H154V264L156 263V264H162L161 263V259L163 260V259H166V261L165 262H167V258L168 259H176L177 258V260L175 261L174 260V262H176V264H264V193L262 192L263 191V189H264V186H263V183H264V181H263V183L260 185V187L262 186V188H261V190L259 191V190H256L258 187L257 186H259L257 183H256V185L254 184V189L256 190V192L258 193L259 192V194H253L254 195V197H253V195H252V191L251 190H253L254 191V189H252V188H247L248 189V191L250 190L251 191V193H250V197L248 198V199H250L251 197V200H250V204H251V211L255 214H253L254 216L252 217L251 215V212L250 211H248V210H250V209H248V204H249V202L247 203V200H245L246 201V203L245 204H243L242 203V199H240V198H243L242 196H244V194H242V193H245V195H246V192H245V190L241 187V191H243L244 190V192H241V193H239V190L237 191L238 192V194L240 195V197H238L237 198V195H236V200L237 199H239L238 201V204H236V205H234L235 203H237V201H235V203L233 204L236 208H233V210H228V212L230 211H234V209H237L236 211H238V210H240V211H238V212H240L239 214H237L236 213V211L234 212L235 214H236V216L238 217H236L237 219H239V220H242L241 219V217L240 216H242L244 213H246V210H247V213L248 212H250L249 214H247V216L249 215L250 216V218H249V216H248V218L249 219H251V218H254L256 215H258L259 216V220H260V216H261V220L259 221L257 218H255V220H254V222H253V224L255 223V221L256 220H258V222H257V224H256V230H255V232H254V230H253V232H251L252 231V229H251V233H250V235H252L253 237H251L250 235H249V233H248V235H249V237H251L252 238V243L250 244L251 246H250V248H249V251L248 250H246V252L245 253H243V252H241V251H239L238 250V247H239V245L240 244H242V243H240L242 240H243V237H245L244 238V240H246V242H247V237H248V235L245 233V230H247V231H249V229L251 228V226H252V222H251V220H248V221H250V222H248L246 219H245V221H246V223L247 224H249V223H251V226L250 225H247V226H245V224H243L245 221H241V225L239 224V225H237L238 227L239 226H241V227H239V228H241L240 229V231H235L234 233H237V232H239V235H240V232L242 231V233H243V237L241 238V237H239L240 239H242V240H239L240 242H238V240L237 239H235V238H237V236H235L234 234H233V232H232V229H231V232L230 233H232V234H229V236H228V231L227 230H229V229H227V228H229L228 226H229V224H228V222H229V217L232 215V214H227V212H225V217H224V215H223V211H217V210H222V209H220L221 208V204H222V199L224 198L223 197V191H219V190H221V189H219L218 190V187L221 185L219 182L221 181V182H225V183H227V185H229L228 183H229V181H232V179H234V177H236V178H238L239 177V179H237V180H235V181H237L238 183L240 182V183H242L241 182V179L243 178L242 176L243 175H245V174H247L246 176H247V178H245V179H243V180H247V179H250V178H252V179H255V180H257V181H262V180H264V172H263V170H260V171H258V172H244L245 170H243V172H238L239 170L238 169H235V171L236 172H234V170L233 169H231V170H233L232 172L229 170L228 172H223V171H225ZM251 169H253L252 167H251ZM250 169V170H251ZM73 170H74V168H73ZM214 170V169H213ZM217 170H219V169H217ZM216 170V171H217ZM221 170V169H220ZM219 170V171H220ZM254 170V169H253ZM119 173V172H118ZM185 173V172H184ZM198 173V172H197ZM105 174V176L103 177V179L105 178V183H106V185H107V196L109 195V198L112 200V199H114V201L116 202V200H115V197L117 196L114 192H115V190L117 189V191H118V189H119V187H121V185L120 184H123L122 182H121V180H120V182L121 183H119V184H116L117 186H115L114 188L115 189H111V186H112V184H113V181H112V179H113V177H115L114 175H112V176H110L111 174H112V172H110V173H108V172H105L104 173ZM108 174H110L109 176H108ZM115 174V173H114ZM134 174V173H133ZM164 174V173H163ZM179 174V173H178ZM194 174V173H193ZM121 175H123V174H121ZM183 175V174H182ZM185 175V174H184ZM209 175V176H208ZM167 176V175H166ZM190 176V175H189ZM193 176V175H192ZM196 176V178L195 179H197V175H195ZM195 176H193V178L195 177ZM248 176L250 177V178H248ZM112 177V178H111ZM118 177L120 178L121 176H120V174L118 175ZM117 177V178H118ZM132 177V176H131ZM162 177V176H161ZM174 177V176H173ZM187 177V176H186ZM198 177H200L199 175H198ZM240 177H242V178H240ZM89 178H90V176H89ZM117 178H115L114 180H116ZM149 178V177H148ZM177 178V177H176ZM179 178V177H178ZM224 178H226L225 179V181H223L224 180ZM91 179V178H90ZM120 179H122V178H120ZM129 179V178H128ZM131 179V178H130ZM160 179V178H159ZM182 179V178H181ZM188 179V178H187ZM192 179V178H191ZM190 179V180H191ZM195 179H194V181H195ZM223 179V180H222ZM119 180V179H118ZM123 180V179H122ZM132 180V179H131ZM142 180V179H141ZM145 180V179H144ZM143 180V181H144ZM147 180V179H146ZM162 180V179H161ZM160 180V181H161ZM183 180V179H182ZM254 180V181H255ZM86 181H88V180H86ZM117 181V180H116ZM134 181H136V179L134 180ZM139 181H140V179H139ZM157 181V180H156ZM165 181V180H164ZM178 181V180H177ZM234 181V182H235ZM251 181V180H250ZM253 181V180H252ZM251 181V182H252ZM115 182V181H114ZM124 182V181H123ZM127 181H125V184L127 185V183H126ZM128 182H129V180H128ZM169 182V181H168ZM172 182L173 181H171V184H172ZM190 182H192V181H189L187 184H189ZM233 182V181H232ZM87 183V182H86ZM93 183V182H92ZM94 183H96V182H94ZM133 183V182H132ZM144 183V182H143ZM147 183H149V182H147ZM156 183V182H155ZM166 183V182H165ZM177 183V182H176ZM239 183V184H240ZM244 183V182H243ZM247 183H249V182H246V184ZM259 183V182H258ZM90 184H91V181H90ZM137 184V183H136ZM150 184V183H149ZM153 184V183H152ZM151 184V185H152ZM161 184H162V182H161ZM175 184V183H174ZM182 184V183H181ZM191 183H190V185H191V188H190V190L191 189H193L192 188V185ZM218 184V185H217ZM238 184V185H239ZM104 185V184H103ZM102 185V186H103ZM120 185V186H119ZM146 186H147V184H145ZM144 185V186H145ZM179 185V184H178ZM216 185V186H215ZM223 185V184H222ZM231 185H234V184H232L231 183ZM243 185V187H244V184H242ZM251 185V184H250ZM252 185H253V182H252ZM87 186H89V183H88V185ZM86 186V187H87ZM100 186V185H99ZM119 186V187H118ZM128 186H129V184H128ZM134 186V185H133ZM162 186H164L163 184H162ZM209 186L211 187V189L212 188H214L212 191L211 190H209V193H208V191L206 190V187H208L209 188ZM217 187V190H216V188L215 187ZM224 186V185H223ZM223 186H221V187H219V188H222ZM230 186V185H229ZM245 186H247V185H245ZM150 187V186H149ZM148 187V188H149ZM154 187H156L155 185H153V188ZM157 187H160V186H158L157 185ZM165 187V186H164ZM162 188L163 190H160V188L158 189H156V190H160V192H162V191H164V189L165 188ZM167 187H170L169 185H167ZM171 187H173L172 185H171ZM250 187H252V186H250ZM88 188V187H87ZM150 188H152V186L150 187ZM176 188V187H175ZM179 188V187H178ZM95 189V188H94ZM144 189H145V187H144ZM169 188H166V190H168ZM193 189V190H194ZM226 189H228L227 190V192L229 193V195H231V196H233L234 195V193L232 192V194H230V192H229V188L228 187H226ZM237 189V188H236ZM246 189V188H245ZM258 189H260V188H258ZM86 190H88L89 192H91L89 189H86ZM85 190V191H86ZM129 190V189H128ZM138 190V189H137ZM146 190H149V189H146ZM151 190V189H150ZM206 190V191H205ZM215 190V191H214ZM230 190H235L234 188H231ZM101 191V190H100ZM116 191V192H117ZM122 191H124L123 189H122ZM122 191H120V192H122ZM134 191H135V189H134ZM145 190H143V192H144ZM152 191H153V189H152ZM173 191V190H172ZM175 191V192H176ZM211 191V192H210ZM87 192V191H86ZM88 192V193H89ZM95 192V191H94ZM130 192H132L131 190H130ZM150 191H148V193H149ZM154 192H155V189H154ZM157 192V191H156ZM155 192V193H156ZM167 191H165L164 193L165 194H167L166 193ZM169 192V191H168ZM221 192V193H220ZM225 193H227L226 191H224ZM236 192V193H237ZM255 192V191H254ZM253 192V193H254ZM125 193V192H124ZM124 193H122L123 194V198H122V200H121V202H123V200H124V198H126V200H127V197L128 196H124L125 194ZM136 193H137V191H136ZM140 193V192H139ZM138 193V194H139ZM151 193V192H150ZM209 195H208V194ZM89 194H91V193H89ZM93 194V193H92ZM118 194V193H117ZM129 194V193H128ZM132 194V193H131ZM133 194H135V193H133ZM169 194V193H168ZM168 194L166 195V199H165V197H163L164 198V200H167V196H168ZM220 194H221V196H220ZM118 195H121V194H118ZM137 195V194H136ZM157 195V194H156ZM158 195H159V193H158ZM157 195V196H158ZM160 195H161V193H160ZM160 195L158 196L159 198H160ZM164 194H162L161 196H163ZM190 195V196H189ZM229 195L227 194V196L225 197V198H229ZM238 195V196H239ZM242 195V196H241ZM89 196V195H88ZM122 196V195H121ZM156 196V197H157ZM225 196V195H224ZM90 197V196H89ZM88 197V198H89ZM93 197V196H92ZM91 197V198H92ZM222 197V199H219V198H221ZM234 197V196H233ZM232 197V200L234 201V199L235 198H233ZM247 197L248 196H246V199H247ZM108 198V197H107ZM108 198V199H109ZM118 198H120V196L118 197ZM145 198V197H144ZM162 198V197H161ZM191 198L193 199V201H196L195 200V198L196 199H198V201H196L197 203H196V205L197 206H195L194 204V202L191 200ZM205 198V197H204ZM215 198V199H214ZM244 198H245V196H244ZM244 198H243V200H244ZM93 199H94V197H93ZM103 199H105V197L103 198ZM107 199V200H108ZM109 199V201H108V203L107 204H110V206H113V204L111 205V200ZM117 199V198H116ZM121 199V198H120ZM120 199H117L118 200V202H120ZM131 199H132V197H131ZM134 199H136V198H134ZM140 199V198H139ZM133 200V199H132ZM158 200V199H157ZM160 200V199H159ZM163 200V199H162ZM217 200H219V201H221V203L218 201L217 202ZM225 200H227V199H225ZM225 200H223V202H225V203H229V202H226ZM155 201H156V199H155ZM168 201H170V200H168ZM211 201V203H212V207H211V203H209ZM229 201V200H228ZM233 201H231V199H230V202H233ZM249 201V200H248ZM100 202V201H99ZM102 202V201H101ZM105 202V201H104ZM104 202H103V204H104ZM115 202H114V204H115ZM124 202H126V201H124ZM123 202V203H124ZM137 202V201H136ZM162 202V201H161ZM167 202V201H166ZM25 203H27V202H25ZM90 203H92V200L90 201ZM90 203H88L89 205H90ZM113 203V202H112ZM122 203V204H123ZM129 204H131V202H128ZM147 203V202H146ZM146 203H144V204H146ZM155 203V202H154ZM160 203V202H159ZM158 202H157V204H159ZM169 203H172L171 201L169 202ZM214 203H220V208H219V205L217 206H215V205H213ZM225 203H224V205H225ZM88 204H87V206H88ZM106 204V203H105ZM104 204V205H105ZM106 204V205H107ZM116 204H118V203H116ZM125 204H127V202L125 203ZM134 204H135V202H134ZM141 204V203H140ZM162 204H163V202L162 203H160L159 204V208H160V205L162 206ZM166 204V203H165ZM164 204V205H165ZM94 205H95V203H94ZM93 205V206H94ZM97 205V204H96ZM103 205V206H104ZM120 204H118L117 205V208L119 209H116L115 211H116V213H119V211H120V209L122 210V212H123V209H122V206L120 205V207H118ZM132 205V204H131ZM139 205V204H138ZM143 205V204H142ZM142 205H140V206H142ZM172 205H173V203H172ZM177 205V206H178ZM208 205V206H207ZM229 205H232V203H229ZM232 205V206H233ZM100 206V205H99ZM116 206V205H115ZM115 206H113L114 208H116ZM123 206L125 207V205L123 204ZM137 206V205H136ZM135 206V207H136ZM144 207H142V208H145L146 206L145 205H143ZM154 206L156 207V204H154ZM158 206V205H157ZM168 206H169V204H168ZM213 206H215V207H218V209L217 208H215L214 210H215V212L217 213V214H220L219 216H220V220L217 222V220H218V215L216 214V213H214L213 212V209L212 208H214ZM228 206V205H227ZM233 206V207H234ZM244 206H246V207H244ZM95 207V206H94ZM105 207V206H104ZM104 207H100V209L102 208V211L104 210L103 208ZM123 207V208H124ZM126 207L129 209V207L130 208H132L133 209V207H131L130 205L128 206V205H126ZM125 207V208H126ZM165 206H163L162 208H164ZM170 207V206H169ZM198 207V208H197ZM207 207L209 208H211V209H207ZM225 207H226V205H225ZM224 207V208H225ZM246 208V209H244L245 211L243 212V214H242V212H241V208ZM90 208H92L91 207V205H90ZM88 209L87 211H89V210H92V209ZM97 208V207H96ZM99 208V207H98ZM107 207H105V209H106ZM114 208H112L113 210H114ZM137 208H138V206H137ZM137 208H134L135 209V211H138V209ZM147 208V207H146ZM152 208V206L150 207V209ZM158 208V210H160V214L161 213H163L164 212V214H165V210H161V209H159ZM174 208H176V205H175V207ZM228 208V207H227ZM231 208V207H230ZM229 208V209H230ZM95 209V208H94ZM94 209L92 210V212L94 211ZM99 209V210H100ZM111 208H110V211H113ZM127 209V210H128ZM133 209V210H134ZM139 209H140V207H139ZM164 209H166V211H168L167 210V207H165ZM172 209H173V207H172ZM182 209L184 210V211H187V212H190V213H184V211H182ZM196 209H197V212H195L196 211ZM126 210V209H125ZM126 210V211H127ZM133 210H130V212L132 211L133 212ZM152 210V209H151ZM170 210V209H169ZM174 210V209H173ZM208 210V211H207ZM212 210V211H211ZM86 211V212H87ZM108 211V210H107ZM110 211H108V213H110ZM129 211V210H128ZM134 211V212H135ZM161 211H163V212H161ZM85 212V211H84ZM95 212V211H94ZM143 212V211H142ZM144 212H146V211H144ZM148 212V211H147ZM157 212V213H158ZM175 212V211H174ZM199 212V213H198ZM222 212V213H221ZM97 213L99 214V212L97 211ZM102 214H104L105 216L104 217H106V216H109L110 217V215H106L107 213H106V211L103 213V212H101ZM106 213V214H105ZM112 213V215H111V217L113 216L114 218H117V220L118 221H120V223H122L123 222V220H121L122 219V217L123 216H126L128 213H125L124 212V214H126V215H124L123 214V216H119V215H121L122 213L120 212L119 213V215L118 216H116L115 217V215H117V214H115L114 212H111ZM150 213H152L151 211H150ZM156 213V211L154 212V214ZM233 213V212H232ZM233 213V214H234ZM89 214H90V212H89ZM95 214V213H94ZM102 214H100V217L102 216ZM114 214V215H113ZM144 214H148V213H144ZM160 214H159V216L158 215H156V216H158V217H160ZM164 214H161V215H164ZM197 214L199 215V214H203V216L204 217H201L200 219L201 220H198L197 219ZM221 214H222V216L224 217V218H226L227 217V215H229L227 218H226V220H227V223L225 224V223H222L221 221H223L222 219H223V217L221 216ZM240 214H242V215H240ZM251 214V215H250ZM131 215H132V213H131ZM130 215V216H131ZM134 215V214H133ZM142 215H143V213H142ZM167 215V214H166ZM240 215V216H239ZM88 217H86V218H89V219H91L90 217L92 216L91 214H90V217H89V215H87ZM94 216V215H93ZM129 216V215H128ZM146 218L148 217V219H149V216H146V215H144ZM165 216V215H164ZM164 216L163 217H160V218H163V219H165L164 218ZM202 216V215H201ZM234 215H232L230 218H232V220H233V223L231 224V225H233L235 222H236V224H238V222H239V220H238V222L236 221V218L235 217H233ZM109 217H106V218H108V219H110V220H112L111 218H109ZM120 217V218H119ZM134 217H137V216H134ZM166 217H168V216H166ZM198 217H200V216H198ZM216 217V219H213V218H215ZM221 217H222V219H221ZM240 217V218H239ZM244 218H246V215L244 214V216H243ZM97 218V217H96ZM96 218L93 220V218L91 219V220H93V221H96ZM99 218V217H98ZM103 218V216L101 217V219ZM106 218H104V220L106 221ZM129 218V217H128ZM130 218H132V217H130ZM145 218V219H146ZM153 218V217H152ZM159 218V219H160ZM202 218L205 220V221H203L202 220ZM206 218V219H205ZM233 218H235V222H234V219ZM89 219H87L88 221H89ZM139 220H140V223L139 224H141V222L143 223V220L142 219H140V217L138 218ZM137 219V220H138ZM148 219H146V220H148ZM162 219V220H163ZM165 219V220H166ZM90 220V221H91ZM100 220V219H99ZM98 220V221H99ZM109 220V222L111 223V221ZM116 220V221H117ZM125 220V219H124ZM129 221H130V219H128ZM132 220L133 219H131V221H130V223L132 222ZM135 220V219H134ZM136 220V221H137ZM142 220V221H141ZM150 220H151V218H150ZM153 220V219H152ZM155 220H158L157 219V217H156V219ZM166 220V221H167ZM253 220V219H252ZM85 221V220H84ZM101 222L103 221V219L102 220H100ZM99 221V222H100ZM115 221V220H114ZM126 222H127V218H126V220H125ZM128 221V222H129ZM136 221H134L135 223H136ZM161 221V219L159 220V222ZM224 221H225V219H224ZM223 221V222H224ZM87 221H85V224H87L86 223ZM99 222H97L96 221V224H99V228L100 227H102L101 228V230L99 229V228H97V229H99L97 232H102V231H104L105 232V230H102L103 229V226H104V223L105 222H102L103 223V226H102V223H101V225H100V223ZM108 222V223H109ZM112 222H113V220H112ZM126 222H125V226H126ZM146 223H145V226H148V222H150L149 220H148V222L147 221H145ZM156 222H158V221H156ZM164 222V221H163ZM89 223V222H88ZM91 224H93L92 222H90ZM114 223V222H113ZM113 223H111L112 224V226H113ZM120 223H117V224H120ZM150 223H152V222H150ZM91 224H90V226H91ZM106 224V223H105ZM111 224H109L108 226H110ZM116 224V223H115ZM114 224V225H115ZM124 224V223H123ZM123 224H120V226L121 225H123ZM127 224H129V223H127ZM134 225V223H131V225ZM138 224V223H137ZM144 224V223H143ZM143 224L142 225H138L140 228H143V227H141V226H143ZM153 224V223H152ZM227 224H228V226H227ZM88 226L86 227V228H88L89 227V224H87ZM93 225H95V224H93ZM157 225V224H156ZM156 225H152V226H155L156 227ZM160 225V224H159ZM178 225V226H177ZM230 225V226H231ZM96 226L97 225H95V228H96ZM111 226V227H112ZM125 226H121V228H124ZM129 226V225H128ZM136 226V225H135ZM138 226H136V228L138 227ZM150 226V225H149ZM148 226V227H149ZM235 226V225H234ZM243 226H245V227H243ZM250 226V228H247V227H249ZM91 227H93V226H91ZM91 227H89V228H91ZM98 227V226H97ZM107 227V225H105V227L104 228H106ZM155 227L153 228V227H150V229L149 230H151L152 231V229H154L155 230ZM165 227V226H164ZM238 227H236V229L238 228ZM94 228V227H93ZM108 228V227H107ZM126 228V227H125ZM124 228V229H125ZM130 228V227H129ZM152 228V229H151ZM161 228V227H160ZM230 228H232V226L230 227ZM243 228H245V229H243ZM74 229V228H73ZM96 229V230H97ZM127 229V228H126ZM144 229V228H143ZM162 229V228H161ZM160 229V230H161ZM165 229V228H164ZM244 231H243V230ZM110 230H111V228H110ZM146 230H148L147 228H146ZM156 230H159V227H158V229H156ZM237 230H239V229H237ZM91 232L92 231H94L95 232V235H96V231L95 230H90ZM107 231V230H106ZM112 231H113V229L111 230V232H106V233H108V234H110V233H112ZM121 230H120V228H119V226H117L116 227V233H117V235H116V233H115V236L114 235H111L112 237H111V242L114 244V243H117L118 244V246H121L122 247V245H121V243H122V241L124 240L123 239V237L121 238V235L123 236H125L126 234L124 233V234H121V232H120ZM123 231V230H122ZM151 231H148V235L147 236H149V232H151ZM170 231L172 232V230H168V231H166L167 232V234H162L163 232H162V230H161V232L162 233H160L159 234V232H157L158 234H156L157 235V237H159L160 235H161V239L163 238L162 237V235H164V238H166V236H169V235H171V233H170ZM85 232V231H84ZM113 232H115V231H113ZM145 232V231H144ZM168 232H169V235H168ZM87 234H89V230L86 232ZM154 233V232H153ZM164 233H165V231H164ZM252 233H254V235L252 234ZM93 232L91 233V236H92V238H91V240L92 239H94V240H92V242H90L89 241V243H92V245L93 244H95L96 243V236L98 237V235L100 234V233H98L95 237H93ZM113 234V233H112ZM121 234V235H120ZM150 234H152V232L150 233ZM90 235V234H89ZM88 235V236H89ZM106 235V234H105ZM110 235H109V237H110ZM128 235V234H127ZM131 235V234H130ZM130 235H128L127 237H129ZM139 235H140V233H139ZM235 236V238L233 237L232 239H231V236ZM238 235V234H237ZM245 235V236H244ZM246 235H247V237H246ZM117 236V237H116ZM132 236V235H131ZM134 236V235H133ZM153 236V235H152ZM255 236V237H254ZM101 237V236H100ZM104 237H108L107 235L106 236H104ZM118 240H116L115 238ZM127 237H126V239H127ZM142 237V236H141ZM151 237V236H150ZM150 237H149V241H148V243H150V242H152V240L154 241V242H156L155 240H157V237L156 238H154V239H150ZM170 237V236H169ZM168 237V238H169ZM88 238V237H87ZM89 238H90V236H89ZM99 238V237H98ZM112 238H114L113 240H112ZM147 238V237H146ZM163 238V239H164ZM167 238V239H168ZM238 238V239H239ZM250 238V239H251ZM101 239H103V238H101ZM100 239V240H101ZM108 239V238H107ZM106 239V240H107ZM120 239H123V240H120ZM158 239H160V237L158 238ZM236 241H235V240ZM249 239V238H248ZM88 240H90V239H88ZM106 240H101V242L102 241H106ZM109 240V241H110ZM114 240H116L115 242H114ZM131 240V239H130ZM142 240V239H141ZM147 240V239H146ZM171 240H174L173 238H171ZM235 241V243L233 242V241ZM244 240L242 241V242H244ZM3 240H1L0 241V251H1V247H2V242ZM98 241V240H97ZM108 241V242H109ZM128 241V240H127ZM144 241H145V239H144ZM143 241V242H144ZM158 241V240H157ZM168 241H169V239H168ZM100 242V241H99ZM100 242V243H101ZM130 242V241H129ZM132 242V241H131ZM159 243H160V240L158 241ZM171 243V244H173V245H176V244H174V243ZM237 242V243H236ZM88 243V244H89ZM103 243V242H102ZM123 243H124V241H123ZM134 243V242H133ZM132 243V244H133ZM159 243L158 244H153V245H159ZM161 243H162V241H161ZM239 243V244H238ZM104 244H106V245H104ZM104 244H101L102 246L104 245V247L105 246H108L107 245V242H105ZM128 244V243H127ZM130 244V243H129ZM238 244V245H237ZM90 245V244H89ZM91 245V246H92ZM110 245H112L111 243H110ZM109 245V246H110ZM116 244H114L113 246H115ZM131 245V244H130ZM135 245H136V243H135ZM146 245V244H145ZM161 245V244H160ZM168 245H170V243L168 244ZM91 246H90V248H91ZM98 246V245H97ZM112 246V247H113ZM117 246V245H116ZM115 246V247H116ZM127 247L126 248H128V245H126ZM144 246V245H143ZM152 246V245H151ZM150 246V247H151ZM166 246V245H165ZM235 246H238L237 248L235 247ZM244 246V245H243ZM243 246H241V247H243ZM94 247V246H93ZM96 247V246H95ZM94 247V248H95ZM103 247V248H104ZM115 247H114V250L113 249H111V250H113V251H116L115 250ZM121 247H117L118 248V250H120V249H123V247L121 248ZM124 247H125V244H124ZM162 247V246H161ZM240 247V248H241ZM116 248V249H117ZM152 248V247H151ZM155 248H157V247H155ZM155 248H153V249H155ZM172 248H175V249H172ZM245 248V247H244ZM102 250V247L101 248H99L98 250ZM105 249V248H104ZM107 249V248H106ZM149 249V248H148ZM165 249V251H166V248H164ZM179 249H181L180 248V246H179V248H178V252L177 253H179ZM91 250H93V249H91ZM117 250V251H118ZM137 250V249H136ZM159 250H162L163 251V249L161 248V249H159ZM172 250V251H171ZM177 250V249H176ZM240 250H244V249H240ZM123 251V250H122ZM153 251H156V250H153ZM153 251L151 252L150 251V254L151 253H153ZM248 251V252H247ZM94 252H95V250H94ZM106 252H109V251H106ZM127 252V251H126ZM129 252V251H128ZM146 252V251H145ZM100 253V252H99ZM104 253V252H103ZM156 253H159V251L158 252H155V254ZM165 253H167V252H165ZM180 253H181V251H180ZM98 254V253H97ZM101 254V253H100ZM110 253H108V255H109ZM116 254V253H115ZM115 254L113 255L112 253L110 254V255H113L114 257H116L117 258V254H116V256H115ZM138 255H139V253H137ZM149 254V253H148ZM174 254H175V252H174ZM109 255V256H110ZM120 256L119 257H121V253L119 254ZM125 255H127V258L129 257L128 256V254H122V256H123V258H124V256ZM132 255H134V254H132ZM176 255H178V254H176ZM95 256V255H94ZM101 256V255H100ZM102 256L104 257V256H106V253H105V255H103L102 254ZM135 256H137V255H135ZM134 256V257H135ZM141 256V255H140ZM149 256V255H148ZM151 256H153V254L151 255ZM151 256H149V258L151 259ZM156 256V255H155ZM161 256V257H160ZM96 257V256H95ZM98 258H99V255L97 256ZM118 257V258H119ZM139 257V256H138ZM154 257V256H153ZM153 257H152V260H150L149 259V261H150V263H151V261H152V263H153V261L155 260V258H154V260H153ZM94 258V257H93ZM109 258V257H108ZM117 258V259H118ZM122 258V259H123ZM133 258V257H132ZM132 258L130 259V261L131 262H133L134 263V259L132 260ZM135 258H137V257H135ZM126 259V258H125ZM129 259V258H128ZM142 259V258H141ZM178 259L180 260V261H178ZM102 260V259H101ZM109 260V259H108ZM127 260V259H126ZM138 260V259H137ZM171 260H169V262L171 261ZM94 261V260H93ZM112 261V260H111ZM113 261H115L114 260V258H113ZM112 261V262H113ZM117 261V260H116ZM118 261H120V260H118ZM122 262H123V260H121ZM120 261V262H121ZM128 261V260H127ZM127 261H125L126 263H127ZM130 261H128V262H130ZM164 261V260H163ZM178 261V262H177ZM104 262V261H103ZM119 262V263H120ZM130 262V263H131ZM149 263V264H150ZM151 263V264H152ZM168 263V262H167ZM173 263V262H172ZM101 264V263H100ZM110 264H112V263H110ZM123 264V263H122ZM135 264V263H134ZM164 264V263H163ZM169 264H171V263H169Z\"/></svg>",
  "mask_w": 264,
  "mask_h": 264
}]
</instances>
